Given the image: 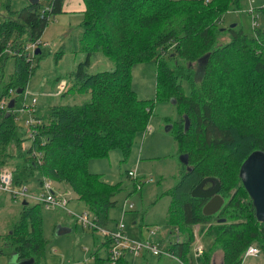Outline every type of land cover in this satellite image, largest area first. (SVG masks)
<instances>
[{"label": "trees", "instance_id": "1", "mask_svg": "<svg viewBox=\"0 0 264 264\" xmlns=\"http://www.w3.org/2000/svg\"><path fill=\"white\" fill-rule=\"evenodd\" d=\"M62 1L27 2L18 10L11 8L10 0L0 2V63L13 59L7 81H2L0 70V98L9 100L15 94L12 108L6 104L0 109V167L12 169V187L29 195L34 175L40 191L44 180L65 183L91 216L94 226L86 229H109L107 212L115 204L119 183L104 182L86 163L112 149L126 156L135 135L146 129L154 101L135 96L130 67L154 58L157 98L174 103L178 120L165 118L175 128V150L186 156V164L179 161L175 182L162 193L168 196L164 223L178 237L166 250L185 264L193 226L200 224L201 230L208 226L206 235L219 244L222 264H240L249 245L264 253V220L255 219L237 175L251 151L264 152V24L255 25L252 35L237 24L219 26L223 13L246 11L247 0H82L78 40L85 59L69 75L68 90L88 97L80 104H53L40 114L33 112L39 123L28 127L35 132L30 138L15 117L42 46L30 57L22 53L23 46L40 37L48 20L61 11ZM44 6L49 11L42 12ZM260 10L264 16V5ZM5 48L12 52L7 54ZM95 51L112 62V69L86 72ZM207 176L218 179L223 199L211 215L201 212L204 198L190 195ZM19 197L20 214L1 239L0 254H16L18 260L32 259L34 264L45 256L39 228L40 209L45 207ZM94 245L96 264H108L109 237L103 235ZM101 248L103 256L98 255ZM199 262L203 264V258ZM116 264L127 261L120 257Z\"/></svg>", "mask_w": 264, "mask_h": 264}, {"label": "rangeland", "instance_id": "2", "mask_svg": "<svg viewBox=\"0 0 264 264\" xmlns=\"http://www.w3.org/2000/svg\"><path fill=\"white\" fill-rule=\"evenodd\" d=\"M25 1L27 2V0H10L11 8L18 10L26 3ZM39 1L43 2V0ZM247 3L252 8V14L257 16L255 18L256 26L261 27L264 24V16L260 8L264 5V0H247ZM0 10L3 12V9ZM81 19L82 14L78 11L59 12L53 20L47 19L48 22L40 37L35 38L43 43L42 53L35 62L36 66L26 83L24 95L20 94L15 117L17 126L23 129L27 128L25 122L28 120L27 108L30 106L34 113L40 114L52 104H80L87 99V94H78L68 90L71 84L70 76L76 70L77 63L85 59V52L80 49L78 40L82 30ZM230 24H237L247 35L253 34L252 15L244 8L229 10L221 15L219 26H229ZM28 52L31 53L32 50ZM85 67L87 73H94L112 69L113 65L100 51H95L89 57V63ZM0 70H2V81H7L13 70V59L8 58L3 64L0 63ZM129 85L138 99L154 101L148 127L135 135L126 156H123L119 149H112L106 156L89 159L86 168L91 173L99 174L102 180L108 184L119 183L120 189L113 196L115 204L108 209L107 219L110 228H113L115 221L121 220L124 225V233L129 239L150 240L166 234L167 239L172 242L175 235L169 232L168 226L164 223L168 196L162 193L173 185L179 169V154L175 150L173 139L175 128L171 127V122L167 121L178 120L173 108L174 103L165 102L167 97L163 101L157 98L158 87L156 86L154 58L131 65ZM184 89L186 90V83ZM14 96L15 94L11 93L8 98ZM32 98L35 99L33 103L31 102ZM22 145L24 146V143ZM128 170L134 172L135 179L126 175ZM135 181H137L136 190L132 187V183ZM49 183L54 187L56 182L49 181ZM58 184L63 185L59 192L68 198L66 207L71 212L78 215L81 210H84L90 215L86 206L74 199V194L67 184ZM28 191L36 196L41 194L36 175L29 181ZM24 196L27 197L26 201L29 204L34 203V199L29 195L25 193ZM21 200L22 197L15 196L13 198L8 193L0 192V241L4 234L11 230L12 225L19 217ZM129 204L131 207H128ZM70 215L59 207L40 209L39 228L44 239L43 252L45 256L34 264H46L47 261L58 256L60 259L64 257L63 263L68 264L67 256L72 253V250H74V254L88 256L95 249V245H92V237L99 243L102 239L99 231L92 232V236L86 228L83 229L79 224L73 222ZM67 221L72 226L71 232L57 234L56 227ZM207 227L205 225L201 230L200 224L193 226V233L196 236L191 238L189 254L199 244L205 249L200 257L203 258L202 263L219 264L221 261L220 246L215 239L213 242L210 235H206L208 234ZM182 234L179 232L180 237ZM57 236L72 238V241L57 245L54 243ZM84 242L88 245V251L83 249ZM209 246L212 249H209ZM143 251L141 250L138 255L128 253L129 256L126 257L128 264H143V260H146L144 264H155L157 256L149 251ZM104 252V248H101L98 255L103 256ZM14 259L19 261L16 254L9 256L0 254V264H8V260ZM188 261H184L185 264H188ZM240 264H264V253L259 251L256 256H247Z\"/></svg>", "mask_w": 264, "mask_h": 264}, {"label": "built area", "instance_id": "3", "mask_svg": "<svg viewBox=\"0 0 264 264\" xmlns=\"http://www.w3.org/2000/svg\"><path fill=\"white\" fill-rule=\"evenodd\" d=\"M43 11H49V8L47 6H44L42 8ZM251 15H252V27L256 25L255 23V18L257 17L256 15H253L252 8L248 4L247 10ZM39 45H43L41 41L38 39H32L28 41L26 44L23 46V51L22 53L25 56L30 57L32 53L34 52V49L37 48ZM32 50L31 53L28 51ZM5 52L7 54L11 53L12 50L8 48L7 50L5 49ZM19 55L21 53H18ZM12 91V90H11ZM24 95V91L22 93ZM8 99L7 98H0V109H4L6 107ZM31 102H35V99L32 98ZM28 112V120L25 122L27 125V130H28V136L30 138H33L35 132L33 129H29L28 127H31L34 124L39 123V119L34 118L33 116V109L32 106L30 108H27ZM11 171L12 169L8 166L6 167H0V192L8 193L10 194L13 198L15 196H24L25 192L19 189H15L11 185ZM127 175L132 177L133 179L135 178L134 172L131 170L127 171ZM42 191L39 196L32 195L30 196L33 198L36 202L44 204L45 208L51 207V208H62L68 212V209L66 207V200L63 198H60L51 191L49 182L44 180L42 183L41 187ZM128 207H131V204L128 205ZM74 218L76 222L82 226L83 228H91L93 227V222L91 220V216L88 215L85 211H82L78 215H74ZM100 234L107 235L110 239V245L108 249V264H116L117 260L122 257L124 254H133L137 255L141 250H146L151 252L154 255H169V252L163 251L160 247H158L156 244L151 243L148 240H134V239H129L123 232V223L121 220H118L114 223V227L112 229H99ZM202 248L200 246H196L194 249L195 255H200L202 253ZM258 252V249L254 245H249L246 250L243 253V257L245 256H251V255H256Z\"/></svg>", "mask_w": 264, "mask_h": 264}, {"label": "water", "instance_id": "4", "mask_svg": "<svg viewBox=\"0 0 264 264\" xmlns=\"http://www.w3.org/2000/svg\"><path fill=\"white\" fill-rule=\"evenodd\" d=\"M37 0H27L28 3H34ZM234 24H230L229 27ZM39 49L34 50V54H37ZM20 90L17 89L16 93ZM13 98H10L7 102V108H12ZM185 126H187V119L185 118ZM179 160L181 163L186 164V156L180 155ZM238 178L241 182L243 189L248 195L251 206L253 209L254 217L257 221L261 222L264 220V152L261 150L251 151L241 162L238 168ZM209 183L210 185L206 188L204 184ZM220 183L217 178L207 176L202 178L191 190L190 195L198 198H208L201 207L203 215H211L216 212L223 203L222 197L218 194ZM224 218H218L217 222H223ZM64 227L59 225L55 231L57 234L62 233ZM69 230V229H67ZM8 260V264H31L32 259L26 260Z\"/></svg>", "mask_w": 264, "mask_h": 264}, {"label": "crops", "instance_id": "5", "mask_svg": "<svg viewBox=\"0 0 264 264\" xmlns=\"http://www.w3.org/2000/svg\"><path fill=\"white\" fill-rule=\"evenodd\" d=\"M26 2V1H25ZM27 3V2H26ZM26 3H24V5L23 6H25L26 5ZM11 5V4H10ZM15 10V9H14ZM83 10H84V3H83V1L82 0H63L62 1V5H61V11H60V13L61 12H74V11H78V12H80L82 15H83ZM56 15V14H55ZM54 15V16H55ZM53 20V19H52ZM70 28V27H69ZM53 105V104H52ZM17 115V114H16ZM148 127V126H147ZM21 129L22 130H27V128H22L21 127ZM28 131V130H27ZM26 142V141H25ZM25 142H23V143H25ZM22 143V144H23ZM23 146V145H22ZM61 184V183H60ZM49 185H50V189H51V191L54 193V194H56L58 197H60V198H63V199H65L66 200V205H67V201H68V198L66 197V196H64V194H62L61 192H59V190L61 189V187L63 186H61V185H59L58 184V182H56V183H54V187H52L51 186V184L49 183ZM57 187V188H56ZM58 190V191H57ZM29 195L30 196H32V195H34L32 192H29ZM31 198V197H30ZM206 202V201H205ZM223 204V203H222ZM221 207V206H220ZM219 207V208H220ZM68 209V208H67ZM82 211H84V210H81V212ZM80 212V213H81ZM67 213H69V214H71L70 216H74L75 214H77V213H74L73 211L71 212L69 209H68V212ZM215 213V212H214ZM107 215H108V212H107ZM71 218V217H70ZM74 219V218H73ZM73 219H72V221H73ZM69 220V219H68ZM74 222V221H73ZM116 222V221H115ZM114 222V223H115ZM77 223V222H76ZM76 223H74V224H76ZM123 223V222H122ZM134 224L136 223V221L135 222H133ZM78 224V223H77ZM59 226H63L64 227V229H66V230H64L62 233H69V232H71V230H72V226L70 225V223H69V221H67L66 223H64V224H59ZM106 226H107V228H109V229H112V228H110L109 226H108V221L106 222ZM195 226V225H194ZM113 227H114V225H113ZM81 228H83L82 226H81ZM67 229H69V230H67ZM83 229H85V228H83ZM194 229V228H193ZM88 231H89V229H87ZM193 231V230H192ZM90 232V231H89ZM95 232H97V231H95ZM123 232H124V225H123ZM91 233V235L93 236V234H92V232H90ZM171 233V232H170ZM174 235H175V238H174V240H176V238L178 239V237H177V235H176V233H174V232H172ZM125 234V233H124ZM179 234V233H178ZM198 235H200L199 233H197ZM126 235V234H125ZM173 235V236H174ZM196 235H195V233H193V236H192V239L195 237ZM144 240H148V239H144ZM173 240V241H174ZM72 241V238H63V237H55V239H54V243L55 244H57V245H61V244H66V243H69V242H71ZM95 241H96V239L94 238V237H92V245H94V243H95ZM148 241H150L151 243H153V244H156L158 247H160L163 251H167L166 250V248H167V245L168 244H170L171 243V240H168L167 239V235L166 234H162V235H160V237H158L157 239H150V240H148ZM172 241V242H173ZM191 243V242H190ZM88 245H87V243L86 242H84V250L85 251H88V247H87ZM189 246H190V244H189ZM189 246H188V253H187V257H188V264H201L200 262H199V257L201 256V254L200 255H195V253H194V250H192V253H190L189 254V251H190V248H189ZM196 246H200L201 248H202V252H204L205 251V249L201 246V245H196ZM96 248V247H95ZM195 249V248H194ZM56 250V249H55ZM54 250V251H55ZM99 251V250H98ZM141 252V251H140ZM139 252V253H140ZM143 252H146L145 250L143 251ZM168 252V251H167ZM170 253V252H169ZM99 254V253H98ZM258 254V253H257ZM103 255H105V252H104V254ZM128 255V253L127 254H124L122 257H123V259L125 260V261H127V259H126V257H128L127 256ZM138 255V254H137ZM100 256V255H99ZM157 256V258H156V260H155V264H184L180 259H178L177 257H175L173 254H169V255H164V254H160V255H156ZM251 256H256V255H251ZM245 257H247V256H245ZM245 257H243V254H242V260H243V258H245ZM143 259H145V258H143ZM67 263L68 264H96V262H95V260H94V257H93V255H92V253L90 252L89 254H88V256L86 255V254H74V250H72V253L71 254H69L68 256H67ZM241 260V261H242ZM64 262V257H63V259H60L59 258V256L58 257H55V258H53V259H50L49 260V262L47 261V263L46 264H64L63 263ZM144 263H146V260H143V264ZM127 264H128V262H127ZM211 264H214V263H212L211 262ZM219 264H222V261H220V263Z\"/></svg>", "mask_w": 264, "mask_h": 264}, {"label": "flooded vegetation", "instance_id": "6", "mask_svg": "<svg viewBox=\"0 0 264 264\" xmlns=\"http://www.w3.org/2000/svg\"><path fill=\"white\" fill-rule=\"evenodd\" d=\"M209 185H210L209 183H206V184L203 185V187L206 188V187H208ZM218 194H219V193H218ZM204 199H205V201H206L208 198H204Z\"/></svg>", "mask_w": 264, "mask_h": 264}]
</instances>
